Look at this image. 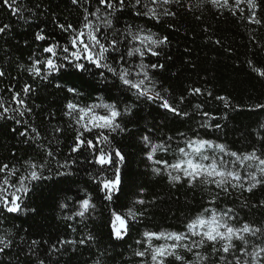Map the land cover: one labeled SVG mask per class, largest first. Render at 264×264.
<instances>
[{"label":"snow or ice","instance_id":"snow-or-ice-1","mask_svg":"<svg viewBox=\"0 0 264 264\" xmlns=\"http://www.w3.org/2000/svg\"><path fill=\"white\" fill-rule=\"evenodd\" d=\"M61 2L63 8L53 0H33L31 6L27 0H0V9L26 26L27 37L21 44L13 24L0 21L6 60L0 66V84L8 81L0 89V122L17 145L31 149L26 158L12 151L16 163L0 162V264H60L61 257L78 248H95L92 264H103L102 257L124 244L135 264H264V221L244 220L237 208L220 204L264 189V123L248 134L253 137L250 151L233 150L219 135L206 138L227 126L220 119L239 111L230 95H214L192 84L175 94L167 86L178 75H168L174 62L171 36L180 33L189 15L197 26L204 25L206 43L234 54L223 38L213 39L208 23V16L218 22L227 18L225 13L247 31L250 55L244 63L264 81V39L257 37L264 31V0ZM156 26L168 31H154ZM14 48L27 49V57H14ZM191 54L192 48L185 46L182 70L197 69ZM11 65L15 76L7 70ZM41 89L63 96L59 115L36 103ZM189 97L208 99L193 103ZM213 100L222 106V117L206 110ZM145 105L155 106L159 118L141 128L137 120ZM256 109L264 111V103L250 108ZM189 121L194 127L188 131L166 135L169 123ZM124 140L134 143L142 177H159L177 191L186 187L206 193L205 204L185 215L181 228L145 229L128 244L158 201L138 183L129 202L119 205L129 167ZM49 183L68 185L59 189L63 195L56 197L55 206L56 219L71 238H29V228L6 226L21 216L40 215L34 197ZM248 206L247 199L240 201V207ZM251 207L264 208V200ZM98 218L108 247H102V238L92 228Z\"/></svg>","mask_w":264,"mask_h":264},{"label":"trees","instance_id":"trees-1","mask_svg":"<svg viewBox=\"0 0 264 264\" xmlns=\"http://www.w3.org/2000/svg\"><path fill=\"white\" fill-rule=\"evenodd\" d=\"M27 2L31 6L33 0H27ZM53 3L60 4L61 8H63L61 0H53ZM192 3H197V0H192ZM225 16L227 17L226 19L221 18L218 22L213 17L208 16V23L215 33L213 39L223 38L227 44L231 45L234 54H226L222 49L213 46L211 43H206L207 36L202 31L204 25L197 26L192 20L191 15H189L186 21L183 22V28H181L180 33H173L171 36L174 62L170 65L168 75L170 76L171 72H177L178 75L168 80L167 86L175 94H179L184 87L192 84L193 86L211 89L214 95H230L233 103L240 106L239 111L229 113L228 119H220L219 122L227 126L221 132L211 134L206 138L215 139L216 135H219L220 142L228 144L233 150L250 151L249 144L253 137L248 134L257 129L261 123H264V111L259 109L251 111L250 108L256 103H264V81L255 78L244 63L243 58L245 55H250L248 53L250 45L247 31L243 28L240 21L227 13H225ZM72 18L75 19V17ZM0 21L11 22L14 32L17 33L16 38L23 44V40L27 38L23 34L26 26L19 24L15 17H12L6 9H0ZM185 29H187V33ZM31 30L28 29V31ZM153 30L159 31L162 34L168 31L161 26H156ZM257 37L258 39H264V31L259 32ZM185 46L192 48L191 59L198 65L195 70L191 68L181 69ZM2 48L3 41H0V66L6 63ZM11 54L14 57L19 56L24 59L28 55V50L14 48ZM7 70L11 71L13 76L16 75L17 70L14 65L9 66ZM24 79H27L26 74ZM23 82L24 80L21 79L20 83L23 84ZM7 84L8 81H4L0 84V89L5 88ZM35 99L36 103L47 106L46 110H55L58 115L59 109L64 102L61 94L55 90L48 92L47 89H41ZM188 99L196 103L208 98L189 97ZM206 110L218 117L223 116L222 106L214 100L206 105ZM139 115L140 118L137 120V123L141 128L147 121H151L153 117L159 118L155 106L151 105H145L140 110ZM36 119L38 122L42 119L39 110H37ZM191 127H194L191 121L184 124L172 122L166 126L165 132L166 135H172L176 130L188 131ZM201 131L203 132V130ZM122 143L126 145V150L129 152V167L124 194L120 196L119 205H126L129 202L135 191V185L138 183H144L149 192L155 194L158 201V207L151 208L148 217L143 219L132 231L128 244L133 243L138 238L139 232L145 229L176 230L181 228L180 222L184 219V216L191 214L199 209L201 205L205 204L207 200L206 193H203L201 189L193 192L186 187L180 188L177 191L170 189L166 181L159 177L152 180L142 177L140 173L143 171V166H138V156L134 143L127 140L122 141ZM12 151H16L19 158H26L28 154H31V149L27 148V146L17 145L16 140L8 135L3 123L0 122V162L16 163V160L11 156ZM64 151L66 152L67 149L64 148ZM81 178L87 179L83 173H81ZM67 187V184L51 186L49 183V186L43 187L34 197V206L39 208L40 215L35 218L21 216L19 219L7 222L6 226L11 227L15 223L29 228V238H38L41 235L45 238H54L60 235L71 238V234L65 228L63 222L56 219L58 209L55 206V199L58 195H63L59 189ZM149 198L151 197L149 196ZM242 199L248 200L249 206L247 208L240 207ZM261 200H264V189L258 188L253 193H244L243 197L237 198L234 195L226 201H221L220 204L222 207L226 204L227 206L237 208L244 220H250L258 224L264 221V208H253L251 205L259 204ZM92 228L102 238V247H108L106 229L99 218ZM44 251L46 252V249ZM96 255L95 248H78L75 253L69 251L66 256L61 257L60 264H92ZM129 255L127 244H124L116 247L114 251H110V254L102 257V261L103 264H135V258L129 259ZM188 258L191 259V256L188 255Z\"/></svg>","mask_w":264,"mask_h":264}]
</instances>
